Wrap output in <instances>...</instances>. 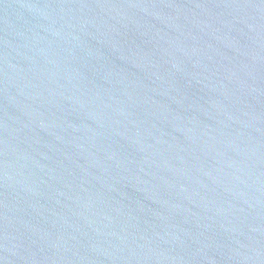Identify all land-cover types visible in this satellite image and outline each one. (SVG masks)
<instances>
[{
  "label": "water",
  "instance_id": "1",
  "mask_svg": "<svg viewBox=\"0 0 264 264\" xmlns=\"http://www.w3.org/2000/svg\"><path fill=\"white\" fill-rule=\"evenodd\" d=\"M0 264H264V0H0Z\"/></svg>",
  "mask_w": 264,
  "mask_h": 264
}]
</instances>
